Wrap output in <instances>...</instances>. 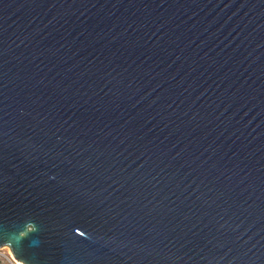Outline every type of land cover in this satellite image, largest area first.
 Wrapping results in <instances>:
<instances>
[{
    "label": "water",
    "instance_id": "95a60500",
    "mask_svg": "<svg viewBox=\"0 0 264 264\" xmlns=\"http://www.w3.org/2000/svg\"><path fill=\"white\" fill-rule=\"evenodd\" d=\"M1 246L264 264V0H0Z\"/></svg>",
    "mask_w": 264,
    "mask_h": 264
},
{
    "label": "built area",
    "instance_id": "2783aa9c",
    "mask_svg": "<svg viewBox=\"0 0 264 264\" xmlns=\"http://www.w3.org/2000/svg\"><path fill=\"white\" fill-rule=\"evenodd\" d=\"M1 248H6L5 250ZM0 264H24L16 259L7 246L0 247Z\"/></svg>",
    "mask_w": 264,
    "mask_h": 264
},
{
    "label": "rangeland",
    "instance_id": "374dc122",
    "mask_svg": "<svg viewBox=\"0 0 264 264\" xmlns=\"http://www.w3.org/2000/svg\"><path fill=\"white\" fill-rule=\"evenodd\" d=\"M1 247H2V246H1ZM1 249L5 250L6 248H1Z\"/></svg>",
    "mask_w": 264,
    "mask_h": 264
}]
</instances>
